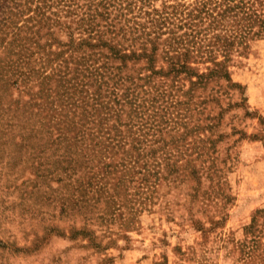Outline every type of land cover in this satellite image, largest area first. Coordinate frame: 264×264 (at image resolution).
I'll return each instance as SVG.
<instances>
[{
    "label": "rangeland",
    "instance_id": "1",
    "mask_svg": "<svg viewBox=\"0 0 264 264\" xmlns=\"http://www.w3.org/2000/svg\"><path fill=\"white\" fill-rule=\"evenodd\" d=\"M100 2L108 8L98 9L101 30L100 17L107 14L118 29L140 23L150 32L151 17L161 22V30L153 28L150 36L158 46L156 66L164 64L161 51L169 43L176 47L172 39L183 34L197 49L214 54L224 49L230 31L246 26L240 9L232 8L225 19L217 16L228 4L264 14V0H59L70 12L60 18L73 22ZM205 3L212 17L202 13L190 20L188 13ZM253 30L259 37L248 42L250 50L229 63L240 88L208 80L203 90L193 91L195 102L211 95L218 96V104L187 117L192 132L164 124L182 114L170 101L185 100L188 80L117 82L118 96L132 86L138 102L154 88L166 96L156 103L146 100L132 113L144 142L130 166L123 159L129 146L113 151L106 169L70 157L65 144L51 142L52 129L41 128L45 107L40 116L30 107L40 104L31 94L40 80H28L29 91L18 81L12 87L14 80H0V264H264V27ZM137 35L145 36L143 29ZM202 62L193 66H210ZM141 63H129L125 73L136 75ZM150 106L166 107L153 118L163 124L161 133L146 124ZM130 108L122 107L121 122Z\"/></svg>",
    "mask_w": 264,
    "mask_h": 264
},
{
    "label": "trees",
    "instance_id": "2",
    "mask_svg": "<svg viewBox=\"0 0 264 264\" xmlns=\"http://www.w3.org/2000/svg\"><path fill=\"white\" fill-rule=\"evenodd\" d=\"M58 1L0 0V80H14L10 84L12 87L19 83L26 91L30 90L28 80H40L36 86L37 91L31 92L40 104L33 103L30 107L37 109L35 116H40L43 110L41 108L45 107L47 110V116L42 118L47 121L41 123V128L44 126L52 129L51 142L53 140L65 144L64 150L70 157L74 155L85 162H95L96 166L102 165L105 169L110 167L105 160H112L111 153L125 146H129L127 151H123L126 154L123 158L125 162L129 166V162H138L140 154L137 146L142 145L144 138L136 134L141 129L133 128L132 113L141 110L138 106L146 100L156 103L166 97L154 88L150 90L152 93L146 91L147 98L138 102L132 86L118 96L115 85L119 80H131L130 85L147 83L149 80H188L190 88L184 92L185 100L170 101L182 114L177 113L164 124H169L170 128L175 124L181 128L182 133L192 132L194 126H188L190 121L186 120L187 117L193 112H200L202 106L208 103L218 104V96L211 95L195 102L194 99L198 97L193 95V91L199 87L203 90L208 80H224L227 83L226 89H239V84L232 81L229 63L235 54L247 53L250 50L248 42L259 37V31L255 32L253 27H264V14L251 10L248 6L239 7L238 4L232 6L227 3L229 6L217 16L225 19L224 15L232 11V8L240 9V20L246 26L240 32L230 31L226 41L222 42L221 46H226L224 49L216 50V54L210 49H197L190 45L196 42H191L183 34L172 39V44L176 47L169 43L161 51L164 64L156 66L158 46L150 36L155 34L153 28L161 30L159 20L151 17L148 22L152 26L150 32H145L144 25L140 23L136 25L138 28L118 29L112 24V20H108L107 14L105 18L100 17L105 22L104 30H101L97 18L100 16L98 9L107 8L103 2L92 9L88 8L91 14L77 15L73 22L68 23L61 20L60 13L70 12L64 10ZM221 1L232 3V0ZM208 5L210 4H199L190 11V20L198 19L202 13L212 17L208 12ZM52 9H56V12H52ZM142 29L145 36H138L137 31ZM124 30H129L128 36ZM182 38L187 39L185 43ZM158 39L156 38L157 41ZM227 40L229 44H226ZM234 42L240 48L234 50L230 45ZM218 56L222 59L218 60ZM197 59L210 66H205L202 70L193 66ZM139 62H142V66L136 75L125 73L129 63ZM51 80H55V86H51ZM129 104L133 108L126 113L128 120L121 122L120 114L124 110L122 107ZM150 107L151 121L146 124L151 131L161 133L160 126L163 124L154 123L153 118L156 110L166 107ZM140 127L144 125L140 124ZM53 134L56 136L52 139Z\"/></svg>",
    "mask_w": 264,
    "mask_h": 264
}]
</instances>
